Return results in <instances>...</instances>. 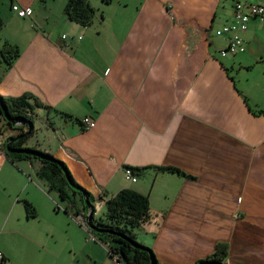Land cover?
Segmentation results:
<instances>
[{
  "label": "crops",
  "instance_id": "1",
  "mask_svg": "<svg viewBox=\"0 0 264 264\" xmlns=\"http://www.w3.org/2000/svg\"><path fill=\"white\" fill-rule=\"evenodd\" d=\"M40 1L0 0V45L18 47L10 65L0 59V95L50 106L32 109L23 146L62 161L94 212L120 188L145 194L149 216L132 230L161 264H193L221 242L224 264H264V22L250 19L242 50L221 56L214 29L232 0H117L115 18L110 0L86 26L66 19L65 0ZM16 133L0 114V238L41 244L58 207L37 162L7 156ZM124 166L148 167L128 181ZM69 198L63 218L84 225L83 199Z\"/></svg>",
  "mask_w": 264,
  "mask_h": 264
},
{
  "label": "trees",
  "instance_id": "2",
  "mask_svg": "<svg viewBox=\"0 0 264 264\" xmlns=\"http://www.w3.org/2000/svg\"><path fill=\"white\" fill-rule=\"evenodd\" d=\"M99 1L109 3L110 0ZM62 12L66 19L81 26L90 24L93 16V9L88 0H65ZM1 27L2 20L0 17V29ZM17 55L18 47L15 44L7 41L2 42L0 45V59L6 66L10 65ZM0 106L4 110H0V114L5 123L11 128L17 129L15 135L7 138V156L11 160H38L40 164L36 171L38 179L46 186V189L55 190L60 199H70V193H78L80 199H86L91 203L92 196L73 181L62 161L47 152L23 146V142L33 131L32 127L26 125V123H32V109L34 107L50 109V106L45 105L28 92L18 96L0 95ZM17 121H20V123L16 124ZM147 167H131V170L133 173L139 174ZM151 167L181 173L172 166ZM23 207L26 216L35 214L34 208L26 200H23ZM104 210V221L93 218L94 210L88 215L87 224L97 229L93 230L95 235L89 233L91 237L95 240L99 239L109 250L115 251L121 259L130 261L133 264H161L155 259L150 248L135 239L132 230L146 221L149 216L148 198L145 194L128 187L120 188L104 200ZM226 249L225 243H217L211 254L196 260L193 264H224L223 259L226 256Z\"/></svg>",
  "mask_w": 264,
  "mask_h": 264
},
{
  "label": "rangeland",
  "instance_id": "3",
  "mask_svg": "<svg viewBox=\"0 0 264 264\" xmlns=\"http://www.w3.org/2000/svg\"><path fill=\"white\" fill-rule=\"evenodd\" d=\"M37 2L40 3L41 1L37 0ZM88 3L93 9V15L96 11L95 5L104 4L99 0H88ZM117 5H119L118 1L112 0V17L114 16V18L116 15H114L113 12ZM3 7L4 3L0 4V9L3 10ZM93 17L94 16H92V18ZM112 23H115V20ZM37 110H40V108H37ZM27 142H29V140H25L23 145ZM31 160H35V162L39 164L38 160ZM43 187L44 192L47 191L46 193L48 196L50 195L53 197V199H56L54 200V205L58 207L57 212L54 213V211H52V214H50L52 218L50 223L45 219L51 228V236H45V234H42L41 236L36 237L37 241L40 240L41 244H37V242L35 244L29 243L27 241L24 242V244H20L19 242L12 241V238H15L14 236L1 237L0 245H3L1 247H3L8 254L5 264H112L105 247L101 244L99 239L96 241L89 240L91 239V235L89 233L95 235L94 231L89 227H86V224L78 225L76 223V227H73L74 225H71V223H68L67 225L66 220L63 218V204L59 202L60 198L58 194L55 190L46 189L44 184ZM77 206H79L78 200ZM83 206V215L85 216L87 212V206L84 202ZM104 211V208H101L98 211L95 210V219L104 221ZM76 213L80 214V211ZM70 220L74 222L73 218H70ZM41 226L46 227L47 225H45L44 222H41ZM77 226L80 228V230L77 229ZM36 227L39 228V226ZM36 232H38V230Z\"/></svg>",
  "mask_w": 264,
  "mask_h": 264
},
{
  "label": "built area",
  "instance_id": "4",
  "mask_svg": "<svg viewBox=\"0 0 264 264\" xmlns=\"http://www.w3.org/2000/svg\"><path fill=\"white\" fill-rule=\"evenodd\" d=\"M231 18L214 29V35L223 41V46L219 48L221 56L233 55L239 50H242V33L247 29V24L250 19H255L257 22H264V4L254 2L251 0H232ZM18 17L29 16L32 9L29 6H24L16 9ZM63 37V35L61 36ZM84 128H90L94 122L87 116H82L79 119ZM17 121L16 124H19ZM2 141H0V145ZM123 175L128 181H134L136 178L135 173L132 172L131 167L124 166ZM106 252L112 264H133L130 261L123 260L115 252L108 249L105 245ZM0 252V259L2 260Z\"/></svg>",
  "mask_w": 264,
  "mask_h": 264
},
{
  "label": "water",
  "instance_id": "5",
  "mask_svg": "<svg viewBox=\"0 0 264 264\" xmlns=\"http://www.w3.org/2000/svg\"><path fill=\"white\" fill-rule=\"evenodd\" d=\"M0 110H3V108L0 106ZM4 111V110H3ZM26 125H28L29 127H32V123H26ZM33 129V128H32ZM5 149L7 150L8 149V141L6 142L5 144ZM23 151H25L23 149ZM84 203L86 204L87 206V212L84 216V224H86V227H89L90 229L92 230H97L96 228H93L91 227L90 225L87 224V219H88V215L89 213H91V211L93 210V205L91 203H89L86 199H83ZM152 259V258H151Z\"/></svg>",
  "mask_w": 264,
  "mask_h": 264
}]
</instances>
